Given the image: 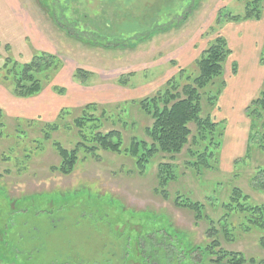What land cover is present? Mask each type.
<instances>
[{
    "label": "rangeland",
    "instance_id": "rangeland-1",
    "mask_svg": "<svg viewBox=\"0 0 264 264\" xmlns=\"http://www.w3.org/2000/svg\"><path fill=\"white\" fill-rule=\"evenodd\" d=\"M178 1L0 0V66L7 58L27 63L35 53L60 63L33 98H16L12 86L0 84V264H157L153 252L135 250L148 239L152 246L160 227L183 247L158 248V264H213L198 253L213 242L241 254L244 264H264V229L249 222L254 215L236 211L221 224L233 187L246 203L264 206V174H257L264 153L252 150L244 158L248 144L258 142H248L246 108L264 90V2L259 19L242 20L241 0H181L183 8ZM141 17L144 28L135 26ZM216 37L226 41L230 56L224 87L212 107L202 101V116L224 123L218 162L191 169L185 147L173 160L156 157L140 174L124 151L133 138L148 141L144 129L152 120L138 103L179 71H193ZM78 70L86 76L75 77ZM86 115L97 120L99 132H119L120 152H80L70 175L51 171L60 161L52 144L73 148V122ZM57 118L61 130L46 141L41 125ZM159 163L174 165L164 186ZM177 196L202 204L203 219L175 205Z\"/></svg>",
    "mask_w": 264,
    "mask_h": 264
},
{
    "label": "trees",
    "instance_id": "trees-1",
    "mask_svg": "<svg viewBox=\"0 0 264 264\" xmlns=\"http://www.w3.org/2000/svg\"><path fill=\"white\" fill-rule=\"evenodd\" d=\"M241 1L244 4L245 13L240 19L257 20L261 17L263 12L262 2L264 0ZM177 4L179 8H183L184 6L181 0ZM141 19L143 17L138 21L134 20L135 26L139 25L141 28H144L145 26L140 22ZM130 24H133V22H130ZM136 27L129 33H134ZM98 39L103 41L100 37ZM261 52V63H264V48ZM229 56L230 50L226 41L222 37H216L194 63L193 71H179L178 76L169 80L164 88L157 92L155 96L138 103L142 112L147 114L152 120L151 126L144 129L148 141H137L133 138L128 149L124 151L134 159L135 166L140 174L146 171L151 160L160 155H165L170 160H173L185 147H187V154L193 159L192 162L187 164L191 169L199 171L200 169H210V164L216 165L225 127L224 123L214 122L209 115L202 116V101L205 100L209 104V107L215 104L218 95L224 87L222 80L223 66ZM59 69V60L52 55L44 53H35L29 62L23 64L7 58L4 59L0 66V84L12 86L14 90L13 95L16 98L30 99L41 93L44 86L50 83V80H52ZM79 75L86 76L78 70L75 73V77ZM181 81L182 84L180 83ZM62 112H60L59 116ZM246 114L251 121L248 142L253 138H257L258 140L256 145L251 146L248 144L246 147L244 158L248 160L252 150L258 149V151L264 153V90L247 106ZM59 118H57V123L41 125L42 129H44L43 135L46 141L49 140L51 133L61 130ZM95 122L97 120L88 115L74 120L73 127L76 129L78 141L70 150L65 149L59 143L52 144L60 161L58 165L50 167L51 171L65 177L70 175L80 161V152L85 157H94L96 151L99 149L112 153L120 152L122 137L119 132L109 131L101 133ZM191 124L195 126L194 133L190 130ZM1 126L0 123V128ZM35 148L38 147L35 146ZM173 166L167 163H159L157 165V178L160 186L166 185L169 180L173 179L171 173ZM257 171L258 175L264 174V168ZM257 174L250 178V180L255 181L258 176ZM246 200H248L247 196L239 189L233 187L229 190L226 202L222 203L224 215L222 216L221 224L224 228L227 225L228 218L233 216L237 211L238 213L248 212L249 215H254V219L249 220V222L256 228L264 229V206H251L245 202ZM174 203L194 213L196 219H203L202 204L189 199H183L182 201L180 196L175 198ZM159 232L160 238L153 240L152 246L148 239V246L144 248L138 243L135 250L137 252L138 250L145 249V251L153 252L149 254L150 259L155 260L157 264L160 260L157 252L158 248L183 247L179 245L181 241L171 240L173 238L171 235L172 231H168L166 234L160 227ZM217 246L219 245L213 242L212 245H207L203 250L199 249L198 253L204 255L206 263H245V257L241 254L226 252ZM122 249L125 252L128 250L127 247H123ZM174 254L177 255L178 253L175 251ZM142 259L144 262L146 260L151 262L144 255H142ZM250 263L253 262L250 261ZM169 264L174 263L170 262Z\"/></svg>",
    "mask_w": 264,
    "mask_h": 264
}]
</instances>
